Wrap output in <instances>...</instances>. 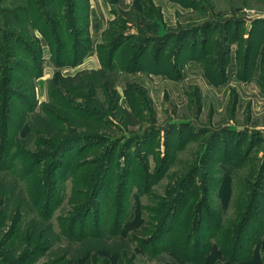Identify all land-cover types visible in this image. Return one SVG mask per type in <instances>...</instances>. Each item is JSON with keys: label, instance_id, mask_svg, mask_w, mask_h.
<instances>
[{"label": "rangeland", "instance_id": "374dc122", "mask_svg": "<svg viewBox=\"0 0 264 264\" xmlns=\"http://www.w3.org/2000/svg\"><path fill=\"white\" fill-rule=\"evenodd\" d=\"M69 1L72 13L64 0H0V50L5 33L28 44L16 46L11 70L0 60V77H10L0 80V98L15 93L0 153V260L3 251L14 264H92L93 255L109 264H264V0ZM119 27L125 45L145 52L135 71L100 60L98 46ZM80 32L90 48L79 60L70 39ZM58 40L65 45L55 53ZM175 41L181 50L171 54ZM62 116L61 134L85 140L49 149L41 134L54 137ZM87 163L105 166L102 187L73 223L94 167ZM174 200L172 226L144 243ZM13 226L41 229L53 245L22 261L19 236H5ZM177 230L182 241L189 230L198 238L188 257L165 249Z\"/></svg>", "mask_w": 264, "mask_h": 264}, {"label": "trees", "instance_id": "16d2710c", "mask_svg": "<svg viewBox=\"0 0 264 264\" xmlns=\"http://www.w3.org/2000/svg\"><path fill=\"white\" fill-rule=\"evenodd\" d=\"M53 2V1H52ZM51 3V2H50ZM65 7V9H67L68 13H72L74 12V9L72 11V7L75 6V3H70L69 0H64V4L62 5ZM76 9V6H75ZM71 20V18H70ZM47 24H51L52 25V29H54V26L58 25L57 21H49L46 22ZM34 25V29L39 30V27L36 23L33 24ZM119 27L117 29V31L113 34V36L110 37H105L104 41L98 46V53H99V57L100 60L102 62V64L106 67L105 69H113L115 67H117L119 70H126L124 63H126V61L128 63H131L133 65L132 70H136L137 67L135 66L136 63L139 61V59L142 56V59H144L143 55H145V52L142 51V48H138L139 46H129V45H125L126 44V39H124V35H122V31H120ZM74 31V29H73ZM72 31V32H73ZM72 32L70 34H72ZM82 32H80L79 34V39L77 40L76 38H71L70 41L72 43V55L76 58V59H82L83 58V54L85 53V51L87 49L90 48V39L88 34H86V36H81ZM106 34V33H105ZM5 37H2L3 42H2V49L0 50V55L2 54V56L0 57V60L6 64L5 65V71L7 70H11V68L14 66V58L17 57L18 55V51L16 50V46L18 45L20 48L25 49V47L28 46V44L25 42L21 41L23 40L21 38V36H16L13 35L10 38V35L8 34H4ZM123 38V39H122ZM11 39V40H10ZM25 39V38H24ZM167 39H170L167 37V35H164L163 38H161V44H157L154 47V57H158V53L161 51L163 44L166 41H169ZM26 40V39H25ZM50 42L54 43V38H49L48 39ZM32 41V39H31ZM48 41V42H49ZM23 44V45H22ZM50 44V43H49ZM55 53L59 52V47L64 46L65 43L58 40L55 42ZM16 48V49H15ZM181 42L179 41H175V46L173 45V50L172 53H176L178 54L181 49ZM25 51H27V49H25ZM128 52V53H127ZM171 52V51H170ZM118 53L117 57L115 58L116 54ZM127 58V59H126ZM38 59V58H37ZM37 59L35 60V64H38ZM79 59V60H80ZM106 65H110V66H106ZM108 67V68H107ZM37 76V74H36ZM10 78V77H7ZM7 78H2L0 77V80L4 79V83L8 80ZM69 93L72 94V90L68 89ZM2 92V91H1ZM10 92V90L8 91ZM14 92H10L9 96L6 94L5 92V97L2 95L0 98V113H3L0 115V153L2 152L3 155V151L5 150V148L7 147V144L9 143V125L8 122L5 120V114L6 111L8 109V103H9V99L12 95H14ZM56 95L57 98H59L60 93L58 91H56ZM9 98V99H8ZM64 99V98H63ZM67 101L68 105V109L71 108L72 111H74L72 109L73 105L70 102V100H65ZM63 100V103L65 102ZM65 104V103H64ZM76 106V105H74ZM77 112V111H76ZM78 113V112H77ZM72 114H76V113H72ZM56 122H57V134L53 137L50 133H48L47 131H45V133H42L41 136L44 139L48 140V145L47 147L49 149H53L54 148H59L63 147L65 144H67L68 142H79L80 140H85V138L80 137V138H74V137H66L64 135H62V127L64 126V124L67 122L66 118L64 116H62V118H55ZM53 121V119H50L47 122ZM51 123V122H50ZM52 124V123H51ZM25 131V125L22 127V131ZM70 134H71V130H69ZM22 141L19 138H16L15 142L12 143V145L10 146L14 152L16 153V157L19 153L24 152L23 149V144H21ZM113 148V145L111 146L110 150ZM45 151H41L39 152V162H44L46 160V158L48 156H50L47 153H44ZM12 155H14V153H12ZM87 164H93V163H87ZM93 166L87 168V169H91L90 173H89V180L88 182H86L84 180L83 182V186L81 187L83 190H81V192H79V194L83 197V200L81 202V209L80 212L78 213V215L74 218V220L72 219L73 223H76L75 221L78 219V217L82 216V214L87 213L90 208L92 207V200L95 199L97 197V193L99 191V189L102 187V181H103V170L102 167L105 168V166H103L102 164H97L94 163ZM86 166V165H85ZM15 169V167H12ZM77 168H79L77 166ZM83 167H80L79 169H82ZM120 185V184H119ZM40 190L42 188H39ZM75 192V190H74ZM42 196V193H40ZM2 195H0L1 197ZM177 199V198H176ZM176 202L174 200V204H172L166 212H162L158 214L157 216V221H155V225L152 224V226L149 228L150 231H148V233H150L152 235V237H150V239H145L143 240L144 243H148L150 241H155L159 238H161L164 232H166V230L172 226L169 225L170 224V220L172 219L174 213H175V208H176ZM124 201H123V196H122V200L119 201L120 205H123ZM162 205V203L159 202V206ZM45 206V210L50 208V202L47 201ZM4 208L1 209L0 208V213L3 212ZM155 211H159L158 209H155ZM50 212L51 210L47 211V214L45 217H49L50 216ZM120 212V211H118ZM163 213V214H162ZM16 217H21V213L19 212V215H16ZM44 218L43 220L47 219ZM151 219V218H149ZM182 223V222H181ZM14 227H12V229L10 231H8V233L5 235L6 238H11L14 236H19V247H20V255L19 257L20 260L25 261L28 258H30L32 255H36V253L38 251H47L48 249L51 248V246L53 245V242L49 240V238L47 239V237L44 236L43 234V230L38 229V230H32V231H23L21 233L17 232L15 233L14 231ZM73 227V226H72ZM121 227L120 224L115 223V225L113 227H111L110 231L108 232L110 235L114 234L117 235V231L119 230V228ZM191 227V226H190ZM192 228H195L194 226ZM180 230L176 231V234L174 236H171L167 242L165 249H171L173 252H175L176 254H183L184 256L188 257L189 253L188 250L190 249V247L192 245H194V243L197 241V243H199L198 238H196L195 240H191L193 239V237L191 238V233L192 231L189 230L188 232V236L183 239L182 241V237L181 239L175 238ZM241 228L239 229L238 233H240ZM67 232L70 234V232H73L72 228H68L67 227ZM226 232H228V230H226ZM121 233H124V229L121 230ZM82 235H85V233H83ZM157 238V239H156ZM140 240V239H139ZM162 240V239H161ZM175 240V242H174ZM141 243V244H144ZM173 246H177L180 249L179 250H174ZM153 253H157L158 252V248H153ZM4 258V260H3ZM110 259L108 258H99L96 255H93L91 258V263L92 264H109L110 263ZM0 264H14L13 259L10 257V254H5L2 251V260H0ZM66 262L65 261V257H59L56 258L55 260L49 261L45 264H62ZM124 262L130 263L129 259H123L119 264H123Z\"/></svg>", "mask_w": 264, "mask_h": 264}]
</instances>
